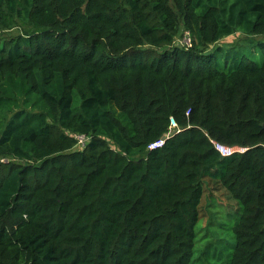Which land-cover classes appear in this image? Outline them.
Segmentation results:
<instances>
[{
	"label": "trees",
	"instance_id": "16d2710c",
	"mask_svg": "<svg viewBox=\"0 0 264 264\" xmlns=\"http://www.w3.org/2000/svg\"><path fill=\"white\" fill-rule=\"evenodd\" d=\"M219 190L228 258L198 247ZM216 257L264 264V0H0V264Z\"/></svg>",
	"mask_w": 264,
	"mask_h": 264
},
{
	"label": "rangeland",
	"instance_id": "374dc122",
	"mask_svg": "<svg viewBox=\"0 0 264 264\" xmlns=\"http://www.w3.org/2000/svg\"><path fill=\"white\" fill-rule=\"evenodd\" d=\"M235 40V37H229L223 40V44H231ZM202 210L206 215L203 220L197 225V230H199V239L203 237L201 242H199L198 247L202 249L206 246L207 242L211 240L217 245V247H224L225 252L223 254L230 253L235 241L233 239L232 227L236 224L241 212L240 204L231 199L227 191H208L203 197L201 203ZM212 246L209 249V254L213 251ZM214 253V252H213ZM198 256V254H197ZM225 258H228L227 256ZM218 260V257L208 259L206 261L197 262L195 264H220L222 262Z\"/></svg>",
	"mask_w": 264,
	"mask_h": 264
},
{
	"label": "built area",
	"instance_id": "2783aa9c",
	"mask_svg": "<svg viewBox=\"0 0 264 264\" xmlns=\"http://www.w3.org/2000/svg\"><path fill=\"white\" fill-rule=\"evenodd\" d=\"M178 44L180 46H183L184 48L188 49V48H191L192 45H193V40H192V37L190 35L189 32L185 33L184 37L182 39H180L178 41ZM171 130L174 131L177 129L178 131V125L177 123L172 119L171 120ZM172 133V132H171ZM170 136V134H167L165 137H168ZM163 137L162 139H160L159 141L155 142V143H152L150 146H149V149H157V148H161L165 141H166V138ZM77 140L79 142V145L84 147L86 142H87V137L83 136V135H79L77 136ZM215 149L220 153V155L222 157H230L234 154H237V153H244L246 151L245 148H242V147H239V146H226V145H223L217 141H212Z\"/></svg>",
	"mask_w": 264,
	"mask_h": 264
},
{
	"label": "water",
	"instance_id": "95a60500",
	"mask_svg": "<svg viewBox=\"0 0 264 264\" xmlns=\"http://www.w3.org/2000/svg\"><path fill=\"white\" fill-rule=\"evenodd\" d=\"M172 134H174V132ZM165 138L167 139V137H165Z\"/></svg>",
	"mask_w": 264,
	"mask_h": 264
}]
</instances>
